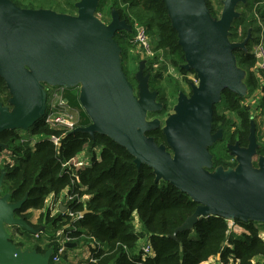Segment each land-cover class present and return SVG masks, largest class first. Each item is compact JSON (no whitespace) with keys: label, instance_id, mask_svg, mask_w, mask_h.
<instances>
[{"label":"water","instance_id":"1","mask_svg":"<svg viewBox=\"0 0 264 264\" xmlns=\"http://www.w3.org/2000/svg\"><path fill=\"white\" fill-rule=\"evenodd\" d=\"M162 1L184 55L181 67L198 79L189 96L178 92L173 112L164 120L161 130L166 145L147 135L160 126L158 118L147 115L163 104L149 88V73L142 74L144 64L136 74V91L122 69L121 47L114 35L131 28L114 9L110 21H102L96 15L100 0H78L75 14L22 8L12 0H0V77L9 92L8 105L0 102V132L27 131L43 117L46 85L79 87L78 101L90 123L72 133L109 137L133 156L136 167L149 166L154 181H167L197 203L173 237L208 215L264 223V157L259 156L254 165L258 144L253 126L246 147L228 145L234 167L213 168L209 151L223 137L221 130L211 131L214 105L222 91L228 89L239 97L246 93L244 71L233 53L241 44L229 40L238 0H223L219 18L211 15L205 0ZM4 176L1 169L0 264H50L52 248L40 253L11 241L6 226L34 235L40 229L15 216L25 198L8 200L9 194L2 193ZM65 246L73 248L77 243Z\"/></svg>","mask_w":264,"mask_h":264},{"label":"trees","instance_id":"2","mask_svg":"<svg viewBox=\"0 0 264 264\" xmlns=\"http://www.w3.org/2000/svg\"><path fill=\"white\" fill-rule=\"evenodd\" d=\"M12 1L22 8H49L75 14L78 0ZM206 5L211 15L216 17L212 4L206 2ZM113 9L131 30L134 31L136 22L145 28L150 37L156 54L149 59L145 73L150 75V90L156 91L162 101L163 106L158 111L162 114L167 109L169 98L180 91L179 81L164 77V72L170 66L184 71L181 65L185 62L165 5L162 0H100L96 12L107 17L102 21L108 23ZM242 16L233 22V26L240 24ZM119 33L120 40L118 31L114 38L122 48L124 60H127L126 45L131 43L125 37H130V32L121 30ZM233 38L230 34L229 39ZM236 52L234 50L233 53L239 66L244 69L254 66L255 59L250 52L240 55ZM130 58L135 61L134 57ZM225 93L222 104L225 109L239 113L243 124L239 139L247 143L249 117L244 108L238 107L237 96L228 90ZM8 98L9 92L0 77V102L8 105ZM216 107L214 105L213 129L220 120L225 132L223 139L209 148L213 154V168L219 165L233 167L236 163L229 162L230 156L224 145L230 139L226 132L229 120ZM88 124L86 117L78 126ZM27 131L32 136H42V139L30 146L18 130L0 132V144L4 145L0 151L8 153L12 159H2L4 161L0 164V171H5L2 193L9 194L10 202L25 198L15 216L24 218L29 224L31 213L28 210L41 211L39 220L48 223L41 234L48 241L47 247L53 251L55 233L69 223L70 217L61 213L60 208L50 217L51 208L45 207L46 198L53 195L56 203L59 194L66 191L65 201H60L62 205L74 213L87 211L68 234L71 242L89 247L91 257L84 264H217V256L223 264L231 260L237 264H264V241L259 234L264 231V223L235 220L243 228L238 234L227 232V221L223 217L208 215L198 219L190 230L177 231L173 237L176 229L192 215L197 203L167 181H154L152 169L146 164L136 167L133 156L124 147L98 133L92 137L87 133L50 128L43 118ZM53 135L58 138L59 144L51 140ZM147 135L152 136L157 144L166 145L160 128L147 132ZM97 149L98 158L95 155ZM259 153L264 154L262 150ZM82 156L90 159L83 167L72 169L62 165L73 157ZM69 196L72 198L68 200ZM146 244L150 245L152 255L143 256L142 247ZM211 258L213 262L208 263ZM50 264L53 263L50 261Z\"/></svg>","mask_w":264,"mask_h":264},{"label":"flooded vegetation","instance_id":"3","mask_svg":"<svg viewBox=\"0 0 264 264\" xmlns=\"http://www.w3.org/2000/svg\"><path fill=\"white\" fill-rule=\"evenodd\" d=\"M205 2H208L210 4L217 3L220 6V9L222 10L223 0H205ZM241 6H242V9L239 8ZM220 9H219V11L221 13ZM238 9H240L241 11H239ZM235 11L238 12V17H236L232 20L230 29L232 27H233V29L232 30L229 29V32H230L229 35L232 34V37H234V38H233V40H230V39L229 40L231 42L239 43L241 45L234 48L233 52H234V50H236L237 51L236 53L238 55H240L242 53L250 52L255 59V64H254V66L250 67V69H244L243 67L239 66L237 63L238 67H240L244 71L243 82L246 85V93L243 97H239L234 92H232L228 89H224L221 93L220 101L217 104H215V105H217V107L215 109L217 111H219L220 114L224 115L225 116L224 118H227L229 120L228 125H227L228 129L226 132H227L228 138H230V139H229V141H226L224 143V145H225L226 149L228 150L227 153L230 156V159L233 160L231 163H234L235 157H234V155H230V149L228 148V145H233L235 143H238L239 146L246 147L248 145L249 140H247V143H243L240 141V139H239V135H240L239 132H241L240 126L241 125L243 126V124H241V119L239 118L240 115L236 110L225 109L223 104H222V99L224 97L225 90H228L237 96L236 100H237L238 107L242 108V109L244 108L245 112L247 113V115L249 117V120L247 122L248 123V129H249L247 138H249V134H250L252 126H253L254 131H255L256 141L258 144V146L256 148L255 155L253 157V162L255 165L259 156L264 157V154L259 153V150H262L264 152V67H261L257 64L256 56L254 54V47L258 42H261V44L264 48V0H238L236 2V5H235ZM242 14H243V16H242V21H240V24L233 26V22L235 20H237ZM217 16H218V13H217ZM217 16L215 18L220 17V16L219 17H217ZM128 31L130 32L128 34L130 37L127 36V37H125V39L128 40V42H130L131 44H133L132 39H130L132 36L131 32L133 30H128ZM119 32L120 31H118V40H120V33ZM138 50L140 52H142L140 49H138ZM155 54L156 53L154 51H152L151 57L147 56L146 59L143 57H141V58L138 57L139 63L137 65V68L130 70L125 65L126 60H124V55H123L122 48H121L120 56H121L122 69H123L124 73L126 74L128 80L132 83V85L134 87V91H136V86H137L136 74L138 72L140 64L141 63L144 64L142 74H146L145 69L148 67L149 59H152L155 56ZM157 54H158V52H157ZM181 70L178 69L180 74L177 78V79H179L178 81L180 83V89H182L181 81L182 82H183V80L189 81V82H187L188 92L186 90L185 91L182 90L187 96H189L191 94V85L192 84L196 85L198 83V79H197V77L193 71L185 70V69H184V71L183 70L181 71ZM188 73L194 74L193 76L195 78L189 79V77H187ZM190 80H192L191 83H190ZM183 83L185 84V82H183ZM213 116H214V114H213ZM259 118L261 120L260 122H261L262 127L259 126V122H258ZM212 124H213V119H212ZM216 125H217V127L214 129H213V125H212L211 131L214 133L217 130H221L223 133V136H224L225 129L222 127V122L219 120V121H217ZM258 132L263 133L262 138H261L262 141H259ZM222 139H223V137H222ZM222 139H219V140H222ZM219 140H217V141H219ZM216 142H214V144ZM213 145L211 147H213ZM209 151H210V149H209ZM210 153L212 155V160H213L212 151H210ZM3 158H4V156L1 158V160ZM45 222H46V220H43L42 223L44 225H40L38 227L34 226L33 228L34 229H40V233L41 232L44 233L46 230V228H45L46 223ZM20 231H21V233L23 232L22 230H20ZM33 241L35 242V244H33V246L31 247L30 250L36 249L40 253H45L49 248H51V247H47L48 241H43V240L39 239L38 236H37V238L33 239Z\"/></svg>","mask_w":264,"mask_h":264},{"label":"rangeland","instance_id":"4","mask_svg":"<svg viewBox=\"0 0 264 264\" xmlns=\"http://www.w3.org/2000/svg\"><path fill=\"white\" fill-rule=\"evenodd\" d=\"M214 10L218 13V16H220V6L217 4V3H214L212 4ZM240 9H242V6L239 7ZM240 9H238L239 11H241ZM221 10V9H220ZM96 15L101 19V20H105L107 17H104L103 14H101V12H96ZM133 32V31H132ZM131 32V34H132ZM135 33V32H134ZM134 33H133V36L132 38L134 37ZM148 35V34H147ZM130 38V39H132ZM149 40H150V37L148 36ZM150 43H151V40H150ZM127 46V54H126V57H127V60L125 62L126 66L128 69H134V68H137V65H138V61H139V58L143 57L146 59L147 56L144 55V53L140 52L138 49H137V46L134 45V44H129V45H126ZM152 47V46H151ZM130 56L134 57V60H131ZM139 57V58H138ZM257 61V59H256ZM153 67H155L153 65ZM179 71L176 70L175 68L173 67H168L165 72H164V77H172L176 80H179L177 79L178 76H179ZM194 74L192 73H188L187 77H189V79L191 78H195L193 76ZM162 78V79H165L166 78ZM192 80H190V83H191ZM185 82V84L183 83ZM183 82L181 81V86H182V89H180V91H187L188 92V87H187V82L189 81H186V80H183ZM168 84V83H167ZM46 91L48 93V97H47V101L48 103H50L51 101H54L56 100V98H58L59 96H62V97H65L67 98L68 100V106L72 109L73 112H75L76 116H77V119H78V123L83 121L86 117L89 119V117L86 115L85 111L83 110V108L80 106L79 104V101H78V94H79V87H74V88H65V87H62V86H49V85H46ZM167 87V85H166ZM68 89H72L71 91L68 90ZM55 90H56V94L55 93ZM51 93L54 94V97L53 99L50 98V95ZM177 96H178V93H176V95L174 96H171L167 102L168 106H167V109L165 112H163L162 114H159L158 111L156 112H151L147 115V118L148 119H152V118H158L160 120V126L159 128L162 129V126L164 125V120L166 119V117H168L169 114H171L173 112V106L174 104L176 103V100H177ZM71 99V101H70ZM158 102H161V100H159V96L157 95V99H156ZM58 101V100H56ZM55 101V102H56ZM72 102H74L72 104ZM85 114V115H84ZM260 118L258 120L259 122V126H261V122H260ZM90 123V121H89ZM18 133L19 135H21V137L24 139V140H27V142L30 143V146H32L34 144V142L42 139V136H32V134L29 132V131H25V130H18ZM262 132H258V137H259V141H262ZM4 156L3 159H5V161H9V160H12L11 157H9V154L2 151H0V164L3 163L4 160H1V158ZM99 156V153L96 152V157ZM233 160L232 159H229V162H232ZM66 199V191H62L60 194H59V197H58V200L59 201H65ZM53 205V206H52ZM45 207H48V208H51V214H50V217H52L54 214L57 213L58 210H56V206L55 204H53V198H49V201L47 199V202H46V205ZM52 207H53V211H52ZM55 208V209H54ZM47 209V208H46ZM45 210V209H44ZM43 210V212H45ZM30 213H31V216L30 218L28 219V221L30 222L31 225L35 226V227H38L40 225H44L42 223L43 220H39L40 218V215H41V211H36V210H28ZM46 226H48V223H46ZM237 227H241V226H237ZM242 228V227H241ZM44 229V228H43ZM6 230L10 233L11 235V238H12V242L16 245V246H19L18 244H20L21 248L24 249V248H31L33 246V244H35V242L33 241V239L38 238L43 240V241H47L41 234L38 235V234H31L29 232H25V233H21V228L19 227H16V226H6ZM44 231V230H43ZM76 250L73 252V250L67 254H65V257H62L61 260H60V263L59 264H75V263H78V264H84L86 261H87V254H88V248L87 246L85 245H82L81 243L77 244ZM75 252H76V256H77V260H75V262H73L72 260V257H71V254L72 256L75 255Z\"/></svg>","mask_w":264,"mask_h":264},{"label":"built area","instance_id":"5","mask_svg":"<svg viewBox=\"0 0 264 264\" xmlns=\"http://www.w3.org/2000/svg\"><path fill=\"white\" fill-rule=\"evenodd\" d=\"M133 28L135 32L134 37L132 38L133 44L136 45L137 48L140 49L145 56L151 57L153 50L145 28L136 22L134 23ZM254 54L257 59V64L261 67H264V48L261 42H258L255 45ZM154 66H156V64H154ZM54 94H56V90ZM54 94L51 93L50 95L51 99H53ZM47 97H48V93H47ZM56 100L51 101L50 103L46 102L45 113L42 117L43 122L50 128L56 130H61L65 132H70L74 130L76 127H78V119L75 112H73L72 109L68 106L67 98L59 96L58 98H56ZM50 138L55 144H59L58 138L56 136L53 135ZM88 162H89V158L86 156L73 157L67 160L66 162H64L62 165L64 167L78 169L88 164ZM71 198L72 197L69 196L67 199L69 200ZM55 206H56V210L60 208L61 213H64L70 217L69 223L65 225L63 228L59 229L54 236V241L56 243V246H55V251H53V254L50 257V261L53 264H59L61 258L63 257L64 254H66L67 251L65 243L70 242L68 234L75 228V223L79 222L82 219L83 215L81 214V212H76V213L70 212L66 206L62 205L60 201H57ZM226 221L228 226L227 232H234L238 224L235 222V220H226ZM262 233L259 234L264 241V234L262 235ZM142 253L143 256H148L153 254L149 244H146L142 247ZM216 263L223 264L222 262L219 261V257H217ZM227 264H237V262L231 260Z\"/></svg>","mask_w":264,"mask_h":264},{"label":"crops","instance_id":"6","mask_svg":"<svg viewBox=\"0 0 264 264\" xmlns=\"http://www.w3.org/2000/svg\"><path fill=\"white\" fill-rule=\"evenodd\" d=\"M96 152H98L99 153V149H97L96 150ZM96 152H95V155H96ZM87 157V156H86ZM99 157V156H98ZM97 157V158H98ZM89 158V157H88ZM89 161H90V159H89ZM89 163V162H88ZM49 198L51 199V198H53V195H49L47 198H46V202H47V199H48V201H49ZM87 198V197H86ZM53 204H56V203H54V199H53ZM53 206V205H52ZM37 211V210H36ZM38 211H40V210H38ZM243 231V228H241V227H236V229L234 230V233H241ZM262 232H264V231H260V233H262ZM264 233H262V235H263ZM71 242V241H70ZM76 248V246L75 247H73V248H67V251H66V254L67 253H69V252H71L72 250H73V252L76 250L75 249ZM88 248V250H89V247H87ZM72 253V252H71ZM71 257H72V261L73 262H75V260H77V256H76V252H75V255L74 256H72V254H71ZM86 257H88L87 258V260H89V258L91 257V255H90V251H88V254H87V256ZM215 260H216V262H217V257L215 258ZM213 262V258H211L209 261H208V263H212ZM75 264H78V263H75Z\"/></svg>","mask_w":264,"mask_h":264}]
</instances>
